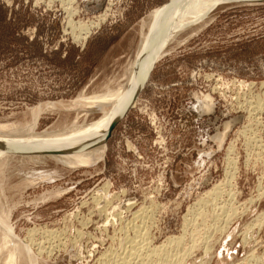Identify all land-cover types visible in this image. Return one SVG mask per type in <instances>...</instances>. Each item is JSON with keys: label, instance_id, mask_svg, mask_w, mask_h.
<instances>
[{"label": "rangeland", "instance_id": "1", "mask_svg": "<svg viewBox=\"0 0 264 264\" xmlns=\"http://www.w3.org/2000/svg\"><path fill=\"white\" fill-rule=\"evenodd\" d=\"M172 1L0 0V138L34 149L102 118L114 103L93 97L124 85ZM243 2L161 44L88 161L0 153V264H122L133 246L125 264L264 263V2Z\"/></svg>", "mask_w": 264, "mask_h": 264}, {"label": "bare ground", "instance_id": "2", "mask_svg": "<svg viewBox=\"0 0 264 264\" xmlns=\"http://www.w3.org/2000/svg\"><path fill=\"white\" fill-rule=\"evenodd\" d=\"M172 1V0H171ZM219 0H173L170 4L166 6L163 10H156L153 14V21L148 29V31L145 33L143 40L141 41L138 51L136 52L131 64H130V70L129 75L127 77L126 82L124 85L117 89L113 90H107L103 92L102 94L98 96H94L93 99L99 100L100 104L104 103H111L113 102V106L110 108L109 111L104 113L102 118H99L96 120V122H92L93 124L83 128L81 131L76 130L72 135L69 136H58L55 138H52L51 136L49 138H34L37 143V145H42L43 147H38L34 149H26L22 150L19 147L12 146L8 141L3 140L0 138V144L3 146L0 150V153H12L18 151V152H30V153H38V152H46V151H55V152H63L68 153L67 157L76 158L79 160H87L88 157L81 156V154H77L78 149H84V148H90L93 146H97L99 144H105L107 140V134L109 131V127L112 124L113 120L122 115L126 109L130 108L139 91L141 90V85L144 80L145 74L149 69L150 64L152 63L153 59L156 60L157 56V50L161 47V44L164 45L167 38H169L171 35H173L178 29L181 27H184L185 25L198 20L200 17H202L205 12L216 2ZM223 1V0H222ZM227 1V0H224ZM249 1H257V0H249ZM169 3V2H168ZM111 4V3H110ZM66 5V4H65ZM69 5V3L67 4ZM69 9V8H68ZM211 9V8H210ZM67 10V9H66ZM65 11V10H64ZM73 11V10H72ZM104 12V11H103ZM208 12V11H207ZM104 15V14H103ZM205 16V15H204ZM148 20V19H147ZM152 20V19H151ZM89 23V22H88ZM80 24V23H79ZM93 24V23H92ZM96 24V23H95ZM94 25V24H93ZM97 25V24H96ZM85 26V25H84ZM89 26V25H88ZM91 26V24H90ZM89 26V27H90ZM89 28H85L84 35L81 37V39H85L87 36V33L89 32ZM162 48V47H161ZM159 53V52H158ZM156 58V59H155ZM92 99V100H93ZM91 100V99H90ZM246 103V102H245ZM122 107V109L119 112V108ZM119 112V113H118ZM101 117V116H100ZM111 120V121H110ZM98 125V126H97ZM1 126V125H0ZM100 127V131H96V128ZM4 129V126L3 128ZM6 129V128H5ZM95 130V131H94ZM71 133V132H70ZM57 135V134H56ZM94 135H97L95 138H93ZM54 136V135H53ZM16 137V136H15ZM14 137V138H15ZM98 137V138H97ZM3 138V137H2ZM11 138V137H10ZM9 138V139H10ZM19 138V137H18ZM97 138V139H96ZM17 139V138H16ZM23 139V138H22ZM30 139V138H29ZM28 138L26 140H29ZM33 139V138H32ZM96 139V140H94ZM13 140V138H12ZM25 140V141H26ZM31 142V139H30ZM52 143H56L57 145L49 146ZM88 161V160H87ZM81 162V161H79ZM84 162V161H82ZM215 186V185H214ZM218 186V185H217ZM217 188V187H216ZM213 188H211L212 190ZM220 189V188H219ZM217 190V189H216ZM210 191V190H209ZM207 191V193L209 192ZM213 191V190H212ZM211 192V191H210ZM213 193V192H212ZM218 192H215V194ZM210 194V193H209ZM206 196V195H204ZM210 196V195H209ZM212 197V196H211ZM214 197V196H213ZM202 198H200L201 200ZM205 199V198H204ZM207 199V197H206ZM210 199V198H209ZM252 200V199H251ZM208 201V200H207ZM206 201V202H207ZM211 199L209 200V202ZM203 203V202H202ZM213 203V202H212ZM130 206V205H129ZM207 206V205H206ZM221 206V205H220ZM219 206V207H220ZM144 207V206H142ZM151 208V207H150ZM145 209V208H144ZM143 209V210H144ZM141 210V209H138ZM137 212L134 215V218H139L141 215H139L140 212ZM147 209H145V212ZM220 210V208H219ZM231 211V210H230ZM144 212V213H145ZM142 213V212H141ZM140 213V214H141ZM231 213V212H230ZM235 213V212H234ZM232 213V214H234ZM147 214V213H146ZM202 215V213H201ZM229 215V214H228ZM203 216V215H202ZM145 218V217H144ZM209 218V217H208ZM206 220V219H204ZM132 222V221H131ZM130 222V224H131ZM229 222V220H228ZM129 223V222H128ZM133 223V222H132ZM127 224V223H126ZM227 224L226 222L224 223ZM223 225V224H222ZM246 225V224H245ZM126 226V225H125ZM133 228V227H132ZM219 228V226L217 227ZM216 228V230H217ZM221 228V227H220ZM224 228V227H223ZM222 228V229H223ZM214 230V229H213ZM139 231V230H137ZM215 231V230H214ZM219 231V230H218ZM221 231V230H220ZM212 232V231H210ZM209 233V232H208ZM214 233V232H213ZM212 233V234H213ZM211 234V235H212ZM143 236V235H142ZM206 235L205 237H207ZM137 237V236H136ZM180 237V236H179ZM178 237V238H179ZM142 238V237H141ZM140 238V239H141ZM172 238V237H171ZM169 238V239H171ZM174 238V237H173ZM178 238H175L173 241H175ZM182 239V237H180ZM212 238V237H211ZM132 239V238H130ZM137 239V238H135ZM204 239V238H203ZM213 239V238H212ZM128 240V239H127ZM168 240V239H167ZM209 240V239H208ZM139 241V240H138ZM169 242L171 240H168ZM176 241V242H177ZM183 241V239H182ZM191 241V240H190ZM189 241V242H190ZM194 241V240H192ZM206 241V240H205ZM175 242V243H176ZM179 242V241H178ZM177 242V243H178ZM209 243V242H208ZM131 244V243H130ZM135 244V243H134ZM140 244V243H139ZM168 244V243H167ZM191 244V242H190ZM193 244V243H192ZM207 244V243H206ZM143 245V244H142ZM182 245V244H181ZM133 246V245H132ZM139 246V245H138ZM193 246V245H192ZM195 246V245H194ZM141 247V246H140ZM139 247V248H140ZM179 248V246H177ZM176 247V248H177ZM136 248V247H135ZM133 246V249L130 248L131 251H129L128 255L125 257H122L121 262L122 264H125L127 261L128 256H133L135 254V249ZM138 248V247H137ZM148 248V247H147ZM152 248V247H151ZM159 248V247H157ZM173 248V247H171ZM175 248V247H174ZM177 248V249H178ZM183 248V247H182ZM204 248V247H203ZM150 249V248H149ZM181 249V248H180ZM186 249V248H185ZM189 249V248H188ZM196 249V248H195ZM206 249V248H205ZM26 250V249H25ZM145 250V249H144ZM142 250V251H144ZM179 250V249H178ZM203 250V249H201ZM137 251V250H136ZM155 249L151 251V253H154ZM158 253L160 252L157 250ZM176 251V250H175ZM181 251V250H179ZM183 251V250H182ZM181 251V252H182ZM192 251V250H191ZM186 252V251H185ZM206 252V251H205ZM173 253V252H172ZM193 253V251H192ZM163 254V253H162ZM171 253L166 252V259ZM175 254V253H174ZM187 254V253H185ZM205 254V253H204ZM120 255V254H119ZM152 255V254H150ZM149 255V256H150ZM172 255V254H171ZM170 255V257H172ZM192 255V254H191ZM121 256V255H120ZM146 256H148L146 254ZM176 256V254H175ZM188 255H186L187 258ZM139 257V256H138ZM158 257V256H157ZM162 258V256H160ZM164 257V255H163ZM132 258V257H131ZM143 258V257H142ZM141 258V259H142ZM150 258V257H149ZM165 258V257H164ZM177 258V257H175ZM139 259V258H137ZM173 259V258H172ZM193 259V258H192ZM255 259V258H254ZM260 259V258H259ZM131 260V259H130ZM155 260V259H154ZM160 260V258H159ZM165 260V259H164ZM169 260V259H168ZM181 260V259H180ZM133 261V260H132ZM161 261V260H160ZM167 261V260H166ZM184 261V256H183ZM140 262V261H139ZM165 262V261H164ZM161 261V263H164ZM180 262V261H179ZM182 262V261H181ZM191 262V261H190ZM204 262V261H203ZM145 263V262H144ZM147 263V262H146ZM199 263V262H198ZM255 264H264L263 262H255ZM193 264V263H192ZM195 264V263H194Z\"/></svg>", "mask_w": 264, "mask_h": 264}, {"label": "water", "instance_id": "3", "mask_svg": "<svg viewBox=\"0 0 264 264\" xmlns=\"http://www.w3.org/2000/svg\"><path fill=\"white\" fill-rule=\"evenodd\" d=\"M258 2H264V0H257V1H254V2H243V3H258ZM152 69V68H151ZM151 69H150V71H151ZM129 109V108H128ZM127 112V109H126V111L122 114V115H120V116H118V117H116L114 120H113V122H112V124L110 125V127H109V131H108V134H107V139H108V137L111 135V133H112V131H113V129H114V127L116 126V124L118 123V121L122 118V116L125 114ZM2 145L0 144V150L2 149ZM3 150V149H2ZM10 153H12L11 151H10ZM15 153H18V151H16ZM27 153H30V152H27ZM39 154L40 153H42V154H49V155H59V154H62L63 152H55V151H46V152H38ZM30 154H32V153H30ZM34 154V153H33Z\"/></svg>", "mask_w": 264, "mask_h": 264}]
</instances>
